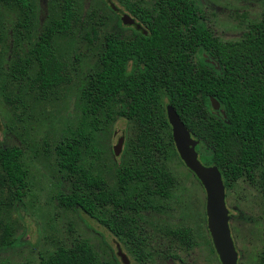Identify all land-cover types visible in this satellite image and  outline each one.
Masks as SVG:
<instances>
[{"label":"trees","instance_id":"obj_1","mask_svg":"<svg viewBox=\"0 0 264 264\" xmlns=\"http://www.w3.org/2000/svg\"><path fill=\"white\" fill-rule=\"evenodd\" d=\"M3 1L13 4L27 24L31 0ZM144 1L127 8L145 32L129 27L130 33L105 35L81 92L93 118L90 132L105 131L117 117H124L134 129L115 164V187L82 163L80 138L87 139L86 133L64 136L54 145L56 165L68 182L59 203L96 218L117 237H132L137 215L155 206L152 197L169 196L174 185L165 161L171 151L179 156L167 103L198 140L199 160L218 167L224 188L246 176L257 181L264 201V0L260 18L240 39L226 41L205 24L194 0ZM74 18L71 0H65L60 14L44 26L25 55L16 54L11 75L23 78L32 72L29 83L40 92L66 83L67 67L57 57L52 38L71 30ZM210 96L219 101L224 115L212 109ZM22 153L17 146L0 147V187L13 190L15 197L28 172ZM172 234L189 244V227L176 228ZM13 242L11 223L0 217V248ZM39 264L108 263L98 258L88 241L78 239L58 245ZM257 264H264V227Z\"/></svg>","mask_w":264,"mask_h":264},{"label":"rangeland","instance_id":"obj_2","mask_svg":"<svg viewBox=\"0 0 264 264\" xmlns=\"http://www.w3.org/2000/svg\"><path fill=\"white\" fill-rule=\"evenodd\" d=\"M64 1L31 0L26 24L13 4L0 0V147H19L28 169L19 197L0 187V217L11 223L14 240L0 248V262L39 264L40 258L58 245L84 239L108 264H124L118 249L129 264H220L206 225L204 188L174 151L165 161L175 179L170 194L152 197L155 206L137 215L132 237H117L96 218L59 203L68 182L56 165L54 145L64 136H79L80 131L88 135L85 140L80 138L82 163L115 187V164L134 129L124 117H117L105 131L90 132L93 118L81 92L104 36L130 33L131 28L118 18L122 11L129 13L126 7L131 3L144 2L71 0L75 12L72 29L52 38L69 80L40 92L29 83L32 72L23 78L13 77L10 66L16 54L24 56L44 26L60 14ZM194 1L205 24L223 41L240 39L260 18L263 7L262 0ZM110 4L117 9H111ZM255 178L260 180L259 172ZM256 182L241 176L225 189L238 264H257L263 245L264 201ZM179 227L191 229L188 245L173 236L172 230Z\"/></svg>","mask_w":264,"mask_h":264},{"label":"water","instance_id":"obj_3","mask_svg":"<svg viewBox=\"0 0 264 264\" xmlns=\"http://www.w3.org/2000/svg\"><path fill=\"white\" fill-rule=\"evenodd\" d=\"M110 5L115 8L112 4ZM120 20L123 24L135 22L134 18L125 12L121 14ZM135 26L139 28L140 24L136 23ZM143 31L145 32V30ZM209 100L212 109L218 110L224 115L219 101L213 96H210ZM165 111L179 158L204 188L206 225L220 264H238V254L229 226V211L226 206L225 188L221 173L216 165H206L199 160L195 149L198 140L191 136L175 108L167 103ZM121 142L122 135L119 137V144ZM118 152L119 150H115V154ZM117 253L124 264H129L126 255L120 249Z\"/></svg>","mask_w":264,"mask_h":264},{"label":"flooded vegetation","instance_id":"obj_4","mask_svg":"<svg viewBox=\"0 0 264 264\" xmlns=\"http://www.w3.org/2000/svg\"><path fill=\"white\" fill-rule=\"evenodd\" d=\"M143 1H144V0H143ZM140 2H141V3H145V1H144V2L140 1ZM110 7H111V5H110ZM126 8H127V7H126ZM111 9L116 10L117 7H116V8H112V7H111ZM127 11L129 12L128 8H127ZM124 12H125V11H122V13H124ZM122 13H121V14H122ZM125 13H127V12H125ZM129 13H130V12H129ZM129 13H128V14H129ZM130 14H131V13H130ZM130 14H129V15H130ZM131 15H132V14H131ZM131 15H130V16H131ZM120 16H121V15H120ZM120 16H119V18H118L119 20H120ZM131 17L134 18L135 22H134L133 24H124V25H128V27H131V26H132L133 28H136L135 24H136V23H139V24H140V27H139V28H136V29H138V30H142V31H143V30H144L143 25L139 22V20H138L136 17H134L133 15H132ZM120 21H121V20H120ZM122 24H123V23H122Z\"/></svg>","mask_w":264,"mask_h":264}]
</instances>
